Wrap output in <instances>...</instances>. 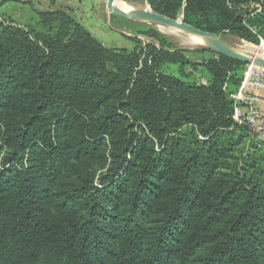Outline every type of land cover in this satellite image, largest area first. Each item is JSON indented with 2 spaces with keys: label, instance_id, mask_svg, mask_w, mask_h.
Instances as JSON below:
<instances>
[{
  "label": "trees",
  "instance_id": "trees-1",
  "mask_svg": "<svg viewBox=\"0 0 264 264\" xmlns=\"http://www.w3.org/2000/svg\"><path fill=\"white\" fill-rule=\"evenodd\" d=\"M148 1L264 42V0ZM37 14L0 25V264H264V146L224 87L249 64L113 49Z\"/></svg>",
  "mask_w": 264,
  "mask_h": 264
},
{
  "label": "rangeland",
  "instance_id": "rangeland-1",
  "mask_svg": "<svg viewBox=\"0 0 264 264\" xmlns=\"http://www.w3.org/2000/svg\"><path fill=\"white\" fill-rule=\"evenodd\" d=\"M117 2L132 4L131 6L138 7L137 9H153L148 0H119ZM46 10H62L71 14L85 26L92 36L98 38L109 48L134 50L141 43L153 44L168 51H182L194 63H205L215 58L211 52L213 50L208 48L206 44H187L191 33L151 22L136 21L111 13L108 9V0H0V25L12 24L22 27L37 25L40 21L37 11ZM185 17V11L182 8L176 19L184 21ZM152 30H155L156 34H152L150 32ZM216 34L226 39L237 51L251 48V55H253L256 52L254 50L260 48V52H264L263 41L261 44H254L231 32ZM246 65H234L228 73V78L224 80V87L231 94V97L240 89ZM166 67L169 69L168 66ZM183 69L186 78L189 80L206 83L209 79V74L201 66L195 67L189 64ZM238 78H241L240 82L236 81ZM251 137L257 142L263 143L264 146V141L256 138L253 131H251Z\"/></svg>",
  "mask_w": 264,
  "mask_h": 264
},
{
  "label": "water",
  "instance_id": "water-1",
  "mask_svg": "<svg viewBox=\"0 0 264 264\" xmlns=\"http://www.w3.org/2000/svg\"><path fill=\"white\" fill-rule=\"evenodd\" d=\"M114 2L115 0H108V9L111 13H115L132 20L151 22L158 25L181 29L188 33L202 36L206 42V45L211 50L238 60H242L248 64L264 67V58L258 57L257 54L249 56L235 50L226 39L214 32L197 28L189 23H186L185 21L168 17L149 8L136 9L134 12L129 13L120 7L115 6Z\"/></svg>",
  "mask_w": 264,
  "mask_h": 264
},
{
  "label": "built area",
  "instance_id": "built-area-1",
  "mask_svg": "<svg viewBox=\"0 0 264 264\" xmlns=\"http://www.w3.org/2000/svg\"><path fill=\"white\" fill-rule=\"evenodd\" d=\"M255 90L264 91V67L249 64L239 91L232 95L236 102L233 118L239 123H248L256 138L264 141V109L254 102L260 100L264 105V97L254 96Z\"/></svg>",
  "mask_w": 264,
  "mask_h": 264
},
{
  "label": "bare ground",
  "instance_id": "bare-ground-1",
  "mask_svg": "<svg viewBox=\"0 0 264 264\" xmlns=\"http://www.w3.org/2000/svg\"><path fill=\"white\" fill-rule=\"evenodd\" d=\"M117 1H119V0H115V6H117V7H120L121 9H123V10H125V11H127V12H129V13H132V12H134L137 8L136 7H133V6H131V5H129V4H127V3H125V2H117ZM147 3V2H146ZM184 38V37H183ZM245 43V42H244ZM187 44H189V45H199V44H202V45H205L206 44V42H205V40L203 39V37L202 36H199V35H194V34H191V36L189 37V39L187 40ZM184 45V44H183ZM242 45V44H241ZM250 46V45H249ZM254 47V46H253ZM193 48V47H192ZM261 48H263V47H261ZM242 49V48H241ZM251 49V48H250ZM249 48L247 49V50H241V51H239V52H241V53H243V54H246V55H251V52H252V50H250ZM256 49V48H255ZM260 49V48H259ZM259 49H256V50H254V51H256V52H254V55L255 54H257V56L258 57H262V58H264V52L262 51V52H260V50Z\"/></svg>",
  "mask_w": 264,
  "mask_h": 264
},
{
  "label": "crops",
  "instance_id": "crops-1",
  "mask_svg": "<svg viewBox=\"0 0 264 264\" xmlns=\"http://www.w3.org/2000/svg\"><path fill=\"white\" fill-rule=\"evenodd\" d=\"M253 95L256 96L257 98H258V97H259V98H262V97H264V91H258V90H255V91L253 92ZM254 102H255V104H256L258 107H261V108L264 109V105H263V103H262L260 100H257V101H254Z\"/></svg>",
  "mask_w": 264,
  "mask_h": 264
}]
</instances>
